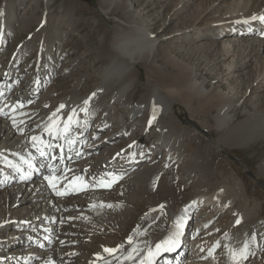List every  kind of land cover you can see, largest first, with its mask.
<instances>
[{"label": "bare ground", "instance_id": "1", "mask_svg": "<svg viewBox=\"0 0 264 264\" xmlns=\"http://www.w3.org/2000/svg\"><path fill=\"white\" fill-rule=\"evenodd\" d=\"M182 1L180 0L177 4L179 12H184V9L191 3V0H187L183 4ZM234 1L235 8L232 9L230 6L231 9L225 8L219 19L213 20L214 25H219L212 29L216 32L212 33L211 30L200 32L199 26L196 27L197 24H189L184 27L186 30L181 29L180 34H185L186 42L199 43L194 46L196 49L197 47L207 49L209 46L215 45L216 42H206L207 39L216 40L219 35L224 33H247V36H239L237 33L235 38H227L228 41L224 40L225 45L223 44L225 46L223 49L228 48V53H223L225 57H221L223 61L232 55V51L237 45L241 48L245 47V50L239 52L234 64H230L232 71L238 72L239 69L243 70L248 67L247 64L251 59L248 61L243 58L254 53L253 51H255L254 55H257L258 63L264 62V55H260L264 51V21L252 19L254 16L264 15V0ZM24 2H28L26 9H29L34 5L37 7L40 1L17 0L15 4L19 5ZM43 2L42 21L44 22L54 0H43ZM222 2L223 0L220 3L215 2V6H213L215 12L220 10ZM105 3L107 6L103 10L105 13L111 9L123 8V11L127 13L129 29L128 32L117 33L111 40L108 45L109 49L107 48L106 58L108 61L100 67L98 80L88 92H84L79 83L54 103L52 90H46L40 99L35 100L40 94L37 89L40 86L43 89V86L40 85L41 77L37 75L34 81L35 92H31L32 96H30L33 100L23 103L22 99L14 98L19 97V92L17 96L14 93L13 98H9L11 97L9 96V99L4 101L10 86L17 85V83H8L7 81L5 84L4 78L0 79V102L4 101V104L0 106V188H5L0 190V233L13 228L6 239L0 238V247L5 248L13 244L11 241L19 242L12 248L11 252L13 253L10 252L12 255L7 257L5 262L13 264H141L144 261L147 263L148 250L155 251L156 245L173 235L179 225V240L182 243L171 253V255H175L174 262L180 260L181 264L188 262L191 264H233L231 261H227V258L234 253L232 247L235 239L220 235L219 228L222 226L220 217L233 216L223 226L226 229L240 226L241 232L238 234V239L241 236L242 244H247L250 247L252 245H250V240H254L256 236L254 228L257 226L251 225L250 227L249 220L255 216L253 212H249V214L246 212V200L242 201L240 198L241 188L236 178H233L230 183L224 181L223 184L217 182L215 184L210 181L212 176L210 168L198 171L195 169L196 167H190L191 160L185 159L181 162V159L175 158L174 148L182 135L180 133L177 135L174 132L173 127L178 125L179 121L173 117L172 111L175 102L182 100L172 98L171 89H187L188 84L190 89L195 88L199 94L207 96L202 104L204 108L217 110L216 114L212 115L215 121L214 127L217 130L227 129L232 122L233 117L230 110L233 104L231 102L235 96L223 92L220 83L210 90L203 82L197 81L195 70L187 68L181 58L171 53L172 47L167 45L164 53L166 61L179 67L172 82H169V86H160L151 82L153 85H149L144 96L133 101L132 98L139 83V63L146 61L150 68L159 70L160 67H155L158 43L166 40L170 44L174 42L175 36L159 38L152 33L145 20L132 12L133 5L128 0H105ZM201 11L199 6L192 11L190 14L193 16L192 21L196 17L199 18ZM0 13H2L0 14L1 45L5 39H8V33H12L14 30L16 33L25 30L29 24V17L24 15L23 21L15 26V17L13 16L15 12L12 6L8 8L2 6ZM23 14L27 13L24 11ZM195 22L197 23V21ZM258 30L260 31L257 34ZM252 31L253 34H251ZM211 33L212 36H210ZM177 34L179 33H175V35ZM42 40H40L37 49L38 58L42 59L43 55L48 54L51 59H48L45 64H42V61H39L40 64L37 62L39 74L47 64L49 68L53 69L55 63V57H52L49 45L44 44L45 41L43 43ZM231 40H235L237 44ZM247 50V55H245ZM184 82H186L185 85H183ZM262 82L264 83V71H262L256 86ZM25 88L28 87L25 86ZM30 89L33 88L30 87ZM28 90L26 89V91ZM93 93H95L94 96ZM85 100H89L88 105H84ZM185 103L187 104L186 100ZM198 104L200 105V103ZM258 104L256 108L260 106ZM60 105L65 107L60 108ZM114 106H122L127 109V115L121 114L116 122L113 120L116 109ZM85 107L87 111H82L81 109ZM154 108L155 118L153 119ZM58 109L59 111H57ZM73 110L76 111V119L79 122H73L69 131L64 133L63 124ZM256 110L258 112L246 108L245 113L249 116L248 122L241 129L229 127L225 132L226 137H223L227 139L226 134H233L234 140L231 144L235 146H247L252 142L264 140V110L262 108ZM53 113H56V116H53ZM90 118H92L91 123L94 122L92 135L96 137L95 139L98 138V128L109 126L104 138L99 139L101 145L106 140H115L114 138H119V140L113 146L100 151L96 150L98 145L95 143V139L90 142L88 140L89 143L84 144L83 139L87 132L86 129L90 127ZM149 120L152 121L151 124H149ZM54 122L59 125V135L46 131ZM138 126L147 130L141 137L136 134ZM153 126L157 127L159 149L156 148L146 157L144 152L147 148L143 139ZM198 130V133L206 134L210 130V125L205 122ZM33 137L38 139L33 140ZM123 138L127 139L125 146H121L124 143L121 141ZM225 139L221 137L217 141L213 140L215 147L220 148V143L226 142ZM82 140V144L79 145ZM62 144L63 148H61ZM41 150L45 152V155H40ZM139 153L147 159L143 160L136 168L135 161L130 164L128 161L134 160L136 156L133 154ZM77 154L80 155L77 156ZM159 154H164L162 161H158ZM70 155H73L74 158H69ZM46 159L43 169L42 161ZM64 160H67L66 165L63 163ZM203 160L201 161L203 162ZM142 163L144 164L142 165ZM130 165L131 167H129ZM118 167L122 168L120 172ZM178 167L179 175L182 177L180 186L165 187L162 185L164 183L160 182H150L146 185L149 180L146 177L147 174L157 177L166 170H170L174 174L178 172ZM196 171L201 172V185L196 188L190 199L184 201L180 198L179 188L182 186L187 188L195 183L197 180ZM38 172L40 176L37 175L36 180H34L35 178L31 179V176ZM92 172L96 174L93 179L90 177ZM24 176L27 178H22ZM46 177L55 178L53 180L55 188ZM142 179L144 182L140 183ZM107 183H111V186H104ZM2 184L4 186H1ZM162 191L164 192L163 197H160ZM58 192L63 195H58ZM114 196L120 197L114 200ZM70 199L74 201L72 203L74 206L81 204H86V206L81 209L78 207L79 210L70 208L69 204L65 206L66 201ZM142 200L148 203L147 213L138 218L139 226L130 234H126V227L136 214L133 213L134 204ZM7 207L8 209L4 211ZM195 207L211 209V216L207 217L208 221H205L199 213V218H196L194 226L191 227L189 224L193 218L190 214ZM71 209L73 212H70ZM66 218L73 221L74 226L76 225L77 229H70L76 234L63 228L65 225L62 224L66 223L64 220ZM238 219L240 220L239 224L236 223ZM78 224L82 228H78ZM16 228L19 231H15ZM78 229L82 230L78 231ZM207 229L212 232L213 245L201 242V236ZM36 231L37 235L42 234L43 236L32 238V233ZM189 233L195 234L190 239V243L193 242L195 248L194 250L192 248L188 256L182 257L183 241ZM259 233L261 234V232ZM198 234L200 235L198 236ZM121 237L124 240H121ZM129 237L132 238L131 241H129ZM86 239H88L87 243H84L83 241ZM114 239L117 244H120L116 246V251L105 252V248H109L110 244L115 243H111ZM96 242H99L98 245H95ZM262 243V246L259 243L258 250L251 249L249 254L244 257L247 260L245 262H249L250 257H256L253 255L258 256L264 251V242L261 241ZM224 245L225 248H223ZM207 247H210L208 254H197ZM222 248L225 251L223 250L221 254ZM162 251L164 250L159 252ZM129 254L132 256L131 259H128ZM2 260L0 258V263L3 264ZM165 261L162 259L160 264ZM245 262L242 260V263L245 264ZM261 263L264 264V262Z\"/></svg>", "mask_w": 264, "mask_h": 264}, {"label": "rangeland", "instance_id": "2", "mask_svg": "<svg viewBox=\"0 0 264 264\" xmlns=\"http://www.w3.org/2000/svg\"><path fill=\"white\" fill-rule=\"evenodd\" d=\"M16 1L17 0H0V11L2 6H7V8L12 6L13 11L15 12L13 15L15 17V26H18L19 22L23 21L24 15L29 17V24L25 30L23 29L20 32L17 31V33L14 30L12 33H8V39H5L4 43L0 45V75L5 76H2L1 79H10V83H17V85H14L13 87L10 86L12 89L9 92L10 94L6 96V101L9 98H13L14 93L16 96L19 94V92V97L14 98H19L20 100L23 98L22 101L25 103L33 100L30 96H32L33 91L35 92L34 88L36 85H34V81L35 76L39 75L37 72V68L40 64L39 61H42V64H45L48 62V59H51V56L48 54L43 55L44 57H42V59L38 58L39 54L37 55V49L39 48L38 46L40 40L43 39V43L45 41L44 44L49 45V49L53 54L52 57H55V63L53 64V69L49 68L47 64L41 70L40 75L42 76V81L40 85L43 86V89L40 86L39 89H37L40 91L39 96L37 98H33H35V100L40 99V97L45 94L44 92H46V90H52L54 103L60 98V96L67 93L70 89H73L79 83L80 88L84 92H88L98 80L100 67L102 64H105L108 61L106 55L109 49L108 45L110 44L111 40L116 36L117 33H125L128 32L129 29L127 23V13L123 11V8L121 7L119 9H111L109 12L105 13L103 11L107 7L105 0H54L51 10L45 16L44 22L42 21L44 8L43 0H39L40 2L38 3L37 7L34 5L29 9H26L28 2L16 5ZM128 1L133 5L132 12L138 14V17L145 20L152 33L157 35L159 38H162L163 36L168 37L170 35L175 36V40L170 39L171 41L174 40V42H171L170 44H168L166 40H162L158 43L155 67H160L159 70L150 68L146 61H141L139 63V83L135 90L136 92L134 97L132 98L133 101H137L142 96H144L149 85H153L152 83L159 84L160 86H169V82H172L174 74L177 73L179 67L166 61L164 53L166 52L167 45L172 47L170 50L171 53L181 58L186 64L187 68H193L195 70L197 73V81L203 82L204 85L210 90L216 84L220 83L223 92L235 96V98L232 100L233 102H231L233 104L230 110L233 117L232 122H230L227 129L217 130L214 127L215 121L212 117V115L216 114L217 110L214 108L209 110L203 107L207 96L199 94L195 88L190 89L188 84L187 89H171V97L179 98L180 101L182 100L181 102H175L172 111L173 117L177 118L179 121V124L173 127L174 132L176 134L180 133L182 135L179 143L175 145L174 148L175 158H177V160L181 159V162L185 159L191 160L190 167H196L195 169H198V171H202L204 168H210V174L212 175L210 177V181L215 182V184L216 182L223 184L224 181H228L230 183L232 182L233 178H236L241 188L240 198L242 201L246 200V212H248V214L249 212H253V215L255 216L249 220L250 227L251 225L257 226L254 228L256 236L254 237V240H250V245L252 244L250 247H248L247 244H242L241 236L238 239V234L241 232L240 226H234L231 229H226L223 226L229 219L233 218V216L225 215L224 217H220V224L222 225L219 228L220 235L222 237L230 236L235 239L234 245L232 247V251L234 253L227 258V261H231L233 264H244L242 263V260L244 262L247 261L244 257L249 254L251 249L258 250L257 248L259 247V243L260 246H262L263 243L261 244V241L264 242V140L252 142L247 146H235L231 144L233 143L234 135L226 134L228 138L225 139V132L229 129V127L241 129V127L245 125L246 122H248L247 120H249V116L246 115L247 113H245L246 108L257 112L258 110L256 109L262 108V110H264V83L262 82L256 86L259 78L261 77L262 71H264V62L259 64L258 60H256L257 55H254L255 51H253V55L251 54L246 56V58H243L244 60L248 59V61L251 59L250 63L247 64L248 67L246 69H239L238 72L232 71L230 64L233 65L239 56V52L241 50H245V47L241 48V46L238 45L236 46L235 50L232 51L233 53L231 52L232 55L229 58H226L225 61L221 59V57H225L223 56L225 53H228V48H225L226 50L223 49L225 47L223 46L224 40L228 41L226 40L227 38H235L234 36L238 32L221 34L218 36V38H216V40L207 39L206 42L216 41L215 45L212 47L209 46L210 48L208 47L207 49H201L198 47L196 49L194 46L198 45L199 43L197 44L193 41L186 42L185 34H180L181 29L186 30L184 27L189 24H197L196 27L199 26L198 29L200 32H205L206 30H211L212 33L216 32V30L212 29L219 25H214L213 20H218L220 14L224 12L225 8L231 9L229 6L232 7V9L235 8L236 5L234 4V0H223L220 5L221 8L220 10H217V12L214 11L213 6H215V2L220 3L222 0H191V3L184 9V12H179V10H177L179 8V5L177 4L180 0ZM185 1L187 0H183L182 4ZM197 5L202 11L199 18L197 19L196 17V19L192 21L193 16L190 14L193 10L197 9ZM24 11L27 14H23ZM195 21H197V23ZM175 33L179 34L175 35ZM212 33L210 36L213 35ZM238 34L239 36H247V33ZM251 34H253V31ZM203 41L205 42V40ZM231 41L236 43L235 40ZM183 49L184 51H182ZM247 52L248 50L246 51L245 55H247ZM260 55L263 56L264 51H262ZM37 62L39 64H37ZM226 72L227 74H225ZM8 80H5V84ZM46 81H48L47 84ZM185 84L186 82L183 83V85ZM25 86L28 88H25ZM30 87L33 89H30ZM16 89L17 91L15 92ZM26 89L29 90L26 91ZM168 89H170V87H168ZM8 96L11 97L8 98ZM185 100L187 101L188 105L185 103ZM198 103H200V105ZM257 104L260 106H257L256 108ZM0 106H2V102L0 103ZM114 108H116L114 112L115 117L113 118L115 122L121 114L127 115V109L124 107L114 106ZM91 121L92 118H90L89 124L93 125V122L91 124ZM203 122H208L210 125V130L206 134H200L197 132L198 128L201 127V124H204ZM108 127L109 126L106 125L98 130V134H101L98 135L97 139H95V143L98 145V148L96 149L97 151H100L104 148H109L119 140V138H114L115 140H106L104 144L101 145L99 139L105 136L104 134ZM104 129L105 132L102 133V130ZM136 131V134L141 137L146 133L147 130L141 126H138ZM89 136L90 133L88 137ZM221 137L224 138L226 142H223L222 144L220 143V148L215 147L214 141H217ZM143 140V142H145L144 144L146 148L148 149V154L151 153V151L153 152L156 148L159 149L157 127H151L149 132H147V134L144 136ZM121 141H124L121 146H125L127 139L123 138ZM133 155L136 156L135 159H130L128 163L130 164L132 161H135L134 163H136V168L143 160L147 159L144 158L145 156L143 154L141 155V153ZM163 159L164 154H159L158 161H162ZM200 159H204L203 162ZM192 164L193 166H191ZM129 167H131V165ZM136 168L132 169L134 170ZM177 171L179 173L175 172L174 174L170 170L162 171V177H154L153 175L147 174L146 177L149 180L146 178V185L150 184V182H160L164 183L162 185L165 187H170L171 185L175 187L180 186L182 177L179 175V167L177 168ZM199 173L197 172L196 174L198 181L196 180L195 183L187 188H184L183 186L179 188L181 196L180 198L184 201L190 199L193 195V192L196 191V188L201 185V172ZM161 178H163V180H160ZM142 182H144L143 179L142 181L140 180V183ZM1 186H4V184ZM4 189L5 188H0V190ZM163 193V191L160 193V197H163ZM118 197L120 196H114V200ZM73 202L74 201L70 199L67 200V204L64 205L66 206L69 204L68 206H70V208H74V210H79V208L81 209L86 206V204L74 206L72 204ZM147 207L148 203L144 200L137 201L134 204L135 209L133 210V213L136 214L126 227V234H130L139 226L138 218L147 213ZM7 209L8 207L5 208L4 211ZM70 212H73V210L71 209ZM210 212L211 209L209 208L193 209L191 214L195 219H192V222L189 225L191 227L194 226L196 216H198L199 213H201L203 220L208 221V218L211 216ZM7 217H9V215H7ZM64 220L66 223L62 224L65 225L63 228L68 232L70 231L75 233V231L70 230L77 229L76 225L74 226V222L69 218ZM78 228H82V226L78 224ZM12 230L13 228H9L5 232L0 233V238L6 239L7 235L12 232ZM81 230L82 229H78V231ZM16 231H19V229L16 228ZM210 231L211 230L207 229L203 232L201 236L202 243L208 245L214 244L212 241V232ZM259 232H261V234ZM87 240L88 239L84 240L83 242L87 243ZM121 240H124V238L121 237ZM11 242H13V244H10L5 248L0 247V258L4 260V264L5 259L12 255V248H14L19 243L17 240ZM112 242H115V239L111 241V243ZM98 243L99 242H96L95 245H98ZM74 245H76V243H74ZM119 245L120 244L115 242L110 244L109 248L112 247L111 249H116V246ZM223 248H225V245ZM223 248L220 250L221 254L223 253V250L225 251ZM205 249H203L201 252H197V254H208L210 252V247ZM241 253H243V256H241ZM253 256L256 257H250L248 259L249 262H245V264H262L261 262H264V251L258 254V256Z\"/></svg>", "mask_w": 264, "mask_h": 264}, {"label": "snow or ice", "instance_id": "3", "mask_svg": "<svg viewBox=\"0 0 264 264\" xmlns=\"http://www.w3.org/2000/svg\"><path fill=\"white\" fill-rule=\"evenodd\" d=\"M0 14H2V13H0ZM252 19H260L261 21H264V15L259 16V17L254 16V17H252ZM92 95L94 96L95 93H93ZM88 103H89V100H85L84 101V105H88ZM63 107H65V106L64 105H60V108H63ZM81 110L82 111H87V108L85 107V108H83ZM57 111H59V109ZM76 115H77L76 114V111L73 110L72 113L67 117V121L64 122V124H63V132L64 133H67L69 131V129H70V127H71V125H72L73 122H75V123H78L79 122L76 119ZM53 116H56V113H53ZM154 118H155V108H154V112H153V119ZM151 123H152V121L149 120V124H151ZM46 131H49L50 133L55 132L56 135H59L60 134V128H59V125L56 122H54L52 126L48 127L46 129ZM32 139L33 140H37L38 138L37 137H33ZM40 155H42V156L45 155V152L41 150L40 151ZM22 178H25L26 179L27 177L24 176ZM46 179H48L49 180V183L52 184V187L55 188V184L53 183V180L55 178L54 177H46ZM74 179H77L78 180L80 178H74ZM104 186L110 187L111 186V183L104 184ZM57 194L58 195H63V193H60V192H58ZM236 223L239 224L240 223V220L238 219L236 221ZM178 229H179V225L177 226V231L173 235L167 237L165 240L161 241L160 243H158L156 245V250L155 251H153L152 249H149L148 250V256L146 258L147 264H152L153 257L159 251H161V250L171 251V250H173L178 245V243H179V235H180V232H179ZM131 239L132 238L129 237V241H131ZM104 251L105 252L112 253V252H115L116 249L105 248ZM133 251H135V249H133ZM241 256H243V253H241ZM131 258H132V256H131V254H129L128 259H131ZM141 264H145V262L142 261Z\"/></svg>", "mask_w": 264, "mask_h": 264}]
</instances>
